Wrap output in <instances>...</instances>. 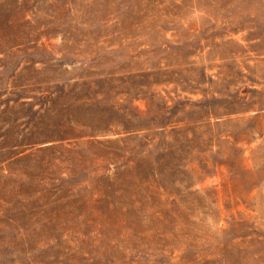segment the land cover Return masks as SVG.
I'll list each match as a JSON object with an SVG mask.
<instances>
[{
  "label": "rangeland",
  "instance_id": "obj_1",
  "mask_svg": "<svg viewBox=\"0 0 264 264\" xmlns=\"http://www.w3.org/2000/svg\"><path fill=\"white\" fill-rule=\"evenodd\" d=\"M0 264H264V0H0Z\"/></svg>",
  "mask_w": 264,
  "mask_h": 264
}]
</instances>
